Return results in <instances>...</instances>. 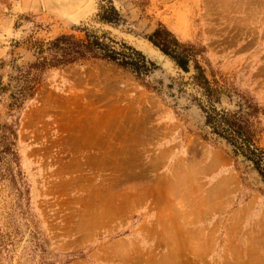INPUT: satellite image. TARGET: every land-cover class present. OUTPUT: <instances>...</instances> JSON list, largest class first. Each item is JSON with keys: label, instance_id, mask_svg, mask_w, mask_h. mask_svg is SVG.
<instances>
[{"label": "rangeland", "instance_id": "1", "mask_svg": "<svg viewBox=\"0 0 264 264\" xmlns=\"http://www.w3.org/2000/svg\"><path fill=\"white\" fill-rule=\"evenodd\" d=\"M230 1L0 0L2 84L36 61L32 40L92 33L65 15L88 3L144 38L164 27L189 68L180 84L91 58L46 68L13 117L0 95V124L18 116L0 264H264V183L182 86L202 82L264 148V0ZM224 178L228 195L211 189Z\"/></svg>", "mask_w": 264, "mask_h": 264}, {"label": "trees", "instance_id": "2", "mask_svg": "<svg viewBox=\"0 0 264 264\" xmlns=\"http://www.w3.org/2000/svg\"><path fill=\"white\" fill-rule=\"evenodd\" d=\"M100 18L115 23L119 20L113 7L109 11H103ZM104 38V36L87 33L85 39H75L72 35L61 34L46 43L32 40L30 48L36 54V61L31 63L27 70H19L15 76L10 75L6 84L0 81V95L9 92L7 104L9 116H15V112H18L23 102L33 95L36 84L48 67L67 65L91 58H102L114 62L136 76L146 75L156 67L134 49L124 44H120L118 49L114 48L109 41H104ZM147 38L169 55L184 72L189 71L187 55L177 51L181 43L167 29L164 27L156 29ZM196 85L203 89L202 92L209 101V107H202V109L205 113L204 124L210 129V133L224 139L231 146L233 155L240 157L245 166L254 170L259 180L264 183V148L255 143L253 131L241 118L223 109H217L214 103L218 101L217 98L215 101L213 93L203 86L202 82ZM17 129L18 116L10 122L0 124V181L5 178L15 179L12 165L18 166L15 149ZM18 174L17 171L16 175Z\"/></svg>", "mask_w": 264, "mask_h": 264}, {"label": "water", "instance_id": "3", "mask_svg": "<svg viewBox=\"0 0 264 264\" xmlns=\"http://www.w3.org/2000/svg\"><path fill=\"white\" fill-rule=\"evenodd\" d=\"M92 10H87L86 14L83 15L82 20L86 24L87 27L94 30L92 33L97 36H104V41L108 42L112 45L114 48H119L120 44H124L135 51L141 53L148 61L152 62L156 67L160 68L169 78L176 80L178 83H180V80H183V75L186 73L184 72L177 64L176 62L167 54H165L158 46L154 45L148 38H144L140 35H137L133 31L127 29L124 25L118 24L115 22H109L100 18H97L95 15H93ZM80 22V19L78 20ZM117 30V31H115ZM100 33V34H98ZM131 36V39L129 37ZM103 38V37H102ZM139 38H143L150 42L154 47H157L163 54L168 56L173 62H174V69L169 70L167 67H164L162 64L157 62L152 58V56L149 55L146 51L139 48L137 45V40ZM181 84V83H180ZM185 91H189L190 94H194L199 96L202 101H206V96L203 94L200 87L197 85L191 83L190 85H184L182 84Z\"/></svg>", "mask_w": 264, "mask_h": 264}, {"label": "bare ground", "instance_id": "4", "mask_svg": "<svg viewBox=\"0 0 264 264\" xmlns=\"http://www.w3.org/2000/svg\"><path fill=\"white\" fill-rule=\"evenodd\" d=\"M230 1V0H229ZM255 1V0H254ZM222 2V1H221ZM230 2H232V1H230ZM86 4H87V2H86ZM226 4H228V3H226ZM231 4V3H230ZM232 4H233V2H232ZM244 4L242 3V6H243ZM90 6V4L88 3L86 6H85V8H86V10H84L82 13L80 12V13H76V14H74L73 12H71L72 14H74L73 16H71L70 14H65V15H67L68 16V18L69 19H72V20H75L76 22H78V20L82 17L83 18V15L84 14H86V12H87V8ZM93 7V6H92ZM228 9V8H227ZM226 9V10H227ZM242 9V8H241ZM237 10H239V9H237ZM77 12V11H76ZM67 13V12H66ZM251 13H252V11H251ZM64 13H62V15H63ZM115 31H117V30H115ZM177 31H179V30H177ZM129 37H130V39H131V36L129 35ZM137 45L139 46V48H141V49H143L144 51H146L147 53H149V55L150 56H152V58L154 59V60H156L157 62H159L160 64H162L164 67H167L169 70H173L174 69V67H175V65H174V62L168 57V56H166L165 54H163L157 47H154L150 42H148L147 40H145V39H143V38H139L137 41ZM203 152V151H202ZM205 155V154H204ZM217 156H219L218 154H217ZM206 162V161H205ZM220 163V162H219ZM219 163H218V161H216V160H214V161H212V164L213 165H211V167L212 166H214V165H219ZM209 167V166H208ZM229 178V177H228ZM228 178H224L223 180H220V181H218V182H216V183H214L213 184V186L211 187V189H215L216 191L217 190H220V191H222L221 193H224V195L225 194H229L230 193V191L232 190V189H230V181H228V180H230V179H228ZM228 179V180H227ZM232 180V179H231ZM235 181H234V179L232 180V184L234 183ZM234 185V184H233ZM234 188V187H233ZM168 190V189H167ZM214 190V191H215ZM208 191H210V190H208ZM167 193V192H166ZM171 194V193H170ZM214 194V193H213ZM169 195V194H168ZM174 195V194H173ZM210 196H211V194H209ZM215 196V195H214ZM200 197V196H199Z\"/></svg>", "mask_w": 264, "mask_h": 264}, {"label": "flooded vegetation", "instance_id": "5", "mask_svg": "<svg viewBox=\"0 0 264 264\" xmlns=\"http://www.w3.org/2000/svg\"><path fill=\"white\" fill-rule=\"evenodd\" d=\"M204 116H205V113H204ZM205 118V117H204Z\"/></svg>", "mask_w": 264, "mask_h": 264}]
</instances>
